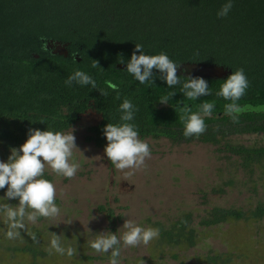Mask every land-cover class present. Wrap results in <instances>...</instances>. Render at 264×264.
<instances>
[{"label":"trees","instance_id":"16d2710c","mask_svg":"<svg viewBox=\"0 0 264 264\" xmlns=\"http://www.w3.org/2000/svg\"><path fill=\"white\" fill-rule=\"evenodd\" d=\"M226 2L0 0V158L7 157L11 147L25 142L30 128L61 131L90 109L96 119L86 125L83 137L100 147L111 165L104 153L107 140L103 128L108 123H121L119 105L128 99L138 109L130 123L140 137L213 143L217 149L234 154L247 173L257 170L256 176L264 183V0H232L227 17L218 18L217 12ZM47 39L66 42L65 55L47 49ZM135 44L143 45L146 55L163 52L176 64L206 62L229 71L219 77L177 73L181 84L170 88L160 78L159 70L153 69L152 79L141 84L126 71ZM121 57L124 63L119 62ZM93 61L98 67L92 66ZM237 69L244 70L249 87L238 101L244 111L239 123H234L224 114V105L231 101L216 96V92ZM75 70L90 75L96 89L75 82L67 86L65 80ZM188 76L204 78L211 95L187 100L182 83ZM173 92L167 104L159 102V97ZM204 101L215 102L212 116L205 118L206 131L198 138H185L179 107L187 105L195 112ZM257 131L263 142L242 143L227 137ZM42 178L48 180L49 175ZM97 207L112 224L111 210L102 204ZM259 218H264V191L246 209L211 205L194 224ZM155 224L159 237L166 242H193L196 228L188 212H181L166 227ZM33 233L29 234V243L14 249L36 254L30 245Z\"/></svg>","mask_w":264,"mask_h":264},{"label":"rangeland","instance_id":"374dc122","mask_svg":"<svg viewBox=\"0 0 264 264\" xmlns=\"http://www.w3.org/2000/svg\"><path fill=\"white\" fill-rule=\"evenodd\" d=\"M95 119L94 112L85 109L61 130H74L75 143L82 152L73 153V160L80 164L75 177L68 179L45 169L44 174L56 186L55 202L61 215L55 220L41 217L36 224L26 221V230H20L21 236L15 240L5 238L8 225L0 215V264H108L110 253L97 254L88 242L105 231L119 237L126 219L142 227L156 228L157 222L166 227L181 212H188L194 224L211 205L246 209L264 191L257 170L247 173L234 154L217 149L213 143L174 141L166 136H139L149 144L151 158L146 160V169L125 178L113 164L106 163L100 147L84 139L86 125ZM227 137L242 143L263 142L258 131ZM23 143L11 147L9 155ZM9 155L0 161L7 162ZM5 192L0 189V197ZM0 203L15 206L19 200L0 199ZM98 204L111 210L112 224ZM194 226L192 243H169L158 237L147 246L122 248L121 264H264V218ZM33 231L38 243L31 240L30 245L36 254L14 249L29 243ZM52 233L60 235L63 247L77 249L76 254L62 256L54 250L49 254Z\"/></svg>","mask_w":264,"mask_h":264},{"label":"clouds","instance_id":"9594fccd","mask_svg":"<svg viewBox=\"0 0 264 264\" xmlns=\"http://www.w3.org/2000/svg\"><path fill=\"white\" fill-rule=\"evenodd\" d=\"M232 8V0H227L217 12V17H227ZM137 52L140 54L137 55ZM119 62L124 63L122 57ZM92 66L98 67V62L93 61ZM179 67L167 54L161 52L157 55H146L143 52V45L135 44V49L127 62L126 71L144 84L152 79L153 69H157L161 74L160 78L171 88L181 84L177 75ZM74 82L80 86L90 85L91 88L96 89V81L80 70H75L65 80L67 86H71ZM248 87L249 82L244 70L237 69L224 80L220 90L216 92V96L231 101L224 105V114L229 116L234 123H239L238 117L244 111V107L238 101L245 95ZM182 93L187 100H196L200 96L211 95L208 82L202 77L192 76H188L182 83ZM101 94L107 95L104 92ZM174 94L175 92L159 97V102L167 104ZM214 107V101L200 103L198 111L195 112L187 105L179 107V120L184 126L183 136L198 138L202 135L207 129L205 118L212 116ZM118 111L121 113V123H108L103 128V135L107 140L104 153L115 169L127 178L134 175L136 171L147 168L146 160L151 158V150L149 144L140 139L135 125L130 123L138 109L130 100L124 99ZM73 131L72 129L70 132H54L30 128L26 141L19 148L11 149L7 162L0 161V189L7 186L4 197L0 199L19 200L18 205L15 206L0 203V215L5 218V223L8 225L5 233L6 239L20 238V230H26V221L36 224L41 217L55 220L61 215V209L55 202L56 186L52 181L42 177L46 167L58 176L68 179L75 177L80 164L73 160L74 150H79ZM120 229L123 231L119 237L116 233L105 231L96 234L95 239L88 242L89 247L95 253H110L108 264H121L122 248L147 246L160 234L158 228L139 226L132 219H126ZM31 239L38 243L34 233L31 234ZM53 250L55 253L62 256L66 254L68 257L74 256L77 252V249L71 246L63 247L60 235L55 233H52L48 248L49 254H52Z\"/></svg>","mask_w":264,"mask_h":264},{"label":"water","instance_id":"95a60500","mask_svg":"<svg viewBox=\"0 0 264 264\" xmlns=\"http://www.w3.org/2000/svg\"><path fill=\"white\" fill-rule=\"evenodd\" d=\"M50 40V39H49ZM54 44L53 52L65 55L66 42H60L58 40H50ZM180 66L177 72L184 75H200V76H211L219 77L225 75L229 70L221 65L198 62V61H184L177 64Z\"/></svg>","mask_w":264,"mask_h":264},{"label":"flooded vegetation","instance_id":"af4514ba","mask_svg":"<svg viewBox=\"0 0 264 264\" xmlns=\"http://www.w3.org/2000/svg\"><path fill=\"white\" fill-rule=\"evenodd\" d=\"M44 44L47 49L53 52L54 44L49 39H47ZM53 53H56V52H53ZM177 73H180V72H177Z\"/></svg>","mask_w":264,"mask_h":264}]
</instances>
